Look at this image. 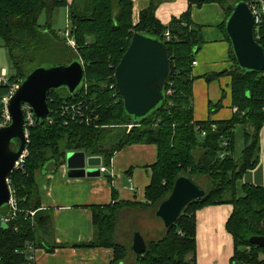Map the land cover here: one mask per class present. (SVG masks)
<instances>
[{
    "label": "trees",
    "instance_id": "trees-1",
    "mask_svg": "<svg viewBox=\"0 0 264 264\" xmlns=\"http://www.w3.org/2000/svg\"><path fill=\"white\" fill-rule=\"evenodd\" d=\"M190 7L168 26L156 17L155 4L132 19V0H0V36L7 48L15 74L12 83L21 81L36 67L80 59L85 65L83 85L74 93L65 87L49 94L52 118H37L30 129L28 156L22 169L9 176L10 186L23 209L7 225L0 227V264H27L25 249L29 242L53 250L51 213L42 209L39 175L45 168L56 171L69 151H85L102 156L106 165L116 151L136 143H154L157 160L150 167L151 183L146 188L144 203L121 202L94 206L95 235L90 247H111L114 261L127 255L126 247L116 240L119 209L144 207L157 210L172 192L176 179L192 178L206 190V195L189 203L176 222L165 233L148 241L147 251L136 256L135 264H194L196 252V212L212 204L230 203L233 212L227 230L233 235L234 264H264L259 253L264 247L250 242L254 235L264 236V186L245 183L239 196L237 181L258 161L254 153L264 125V69L241 68L232 45V105L237 108L230 120H194L192 62L203 45L202 27L193 22L191 6L215 2L225 12L221 24L227 39L226 20L239 1L253 0H189ZM66 7L69 34L75 46L53 28L55 9ZM46 11L48 21L39 22ZM170 32L167 39L165 32ZM140 32L165 41L172 65L166 87V99L146 117L134 120L124 108L123 97L116 87L114 73L132 36ZM256 40L264 48V21ZM211 75L207 79H211ZM9 86L0 84V103ZM82 102L83 116L74 119L61 115L64 101ZM222 102L209 104L210 113ZM129 125H132L129 128ZM216 125V128L212 126ZM238 127L244 134V148L237 154ZM204 133V134H203ZM15 148V144L12 145ZM7 206L1 208L5 212ZM28 210H36L34 220ZM48 240L47 245L45 241ZM50 242V243H49Z\"/></svg>",
    "mask_w": 264,
    "mask_h": 264
},
{
    "label": "crops",
    "instance_id": "crops-1",
    "mask_svg": "<svg viewBox=\"0 0 264 264\" xmlns=\"http://www.w3.org/2000/svg\"><path fill=\"white\" fill-rule=\"evenodd\" d=\"M151 3L155 4L156 17L165 26L174 18H180L190 7L189 0H132L134 24L139 22L141 11ZM191 17L193 22L202 27L204 38L202 47L194 57L197 62L192 64L194 120H230L235 113L231 76L222 72L232 69L234 62L230 55L231 44L221 28L226 18L225 12L215 2L202 6L194 4L191 6ZM208 75L212 76L210 80L207 79ZM219 102H222V107L210 114L209 104ZM236 144V152L240 155L245 145L240 127L237 130ZM255 159L258 161L257 166L249 169L237 181L239 196L244 195L245 183L264 186V125L260 130ZM156 160V144L136 143L116 151L109 165L102 159L101 165L107 170H100L101 175L98 177H69L65 162L54 172L45 168L39 175L42 209L51 213V239L52 243L59 246L50 251L46 246L36 245L34 264H135L137 255L125 263L115 262L113 248L86 245L95 235L92 208L118 201L144 203L146 188L151 183L150 167ZM233 208L232 204L223 203L206 205L197 210L194 264H234V238L226 227ZM129 209L143 211L144 216L152 217V224L149 232L145 233L138 226L141 218L129 216L126 219V214L132 213L124 206L119 209L116 229V234L126 231L122 236L123 240H130L132 245L135 230L141 231L147 243L165 233L166 227L156 216V210L144 207ZM32 242L36 244L35 241ZM45 243L49 245L48 240ZM259 258L264 259V250L259 253Z\"/></svg>",
    "mask_w": 264,
    "mask_h": 264
},
{
    "label": "water",
    "instance_id": "water-1",
    "mask_svg": "<svg viewBox=\"0 0 264 264\" xmlns=\"http://www.w3.org/2000/svg\"><path fill=\"white\" fill-rule=\"evenodd\" d=\"M254 26L255 18L249 3H236L226 20V33L237 62L241 68L262 71L264 48L256 40ZM171 71L165 41L136 32L114 73L117 89L129 116L134 120L144 118L165 101ZM85 75V65L80 59L38 66L21 81L10 98L7 106L10 121L0 126V210L10 202L11 186L8 179L28 144L23 106H29L39 119L48 117L51 114L48 102L50 92L65 87L74 93L83 85ZM102 159V156L89 155L85 151H69L64 162L69 177H98L101 175L99 166ZM205 195V189L192 178L182 175L176 179L172 192L159 204L155 214L168 228L189 203ZM250 242L264 247V236L254 235ZM147 248L148 243L141 231L135 230L132 252L137 256L142 255Z\"/></svg>",
    "mask_w": 264,
    "mask_h": 264
},
{
    "label": "built area",
    "instance_id": "built-area-1",
    "mask_svg": "<svg viewBox=\"0 0 264 264\" xmlns=\"http://www.w3.org/2000/svg\"><path fill=\"white\" fill-rule=\"evenodd\" d=\"M249 5H250L251 10L254 14V18H255L254 28H255V33L257 34V32L259 30V26L264 21V0H253L252 2H249ZM165 36L167 39H170V32L166 31ZM66 40H67L69 45H71L73 47L75 46V44H76L75 40L70 36L69 30H66ZM196 62H197L196 60H193L192 64H196ZM20 83H21L20 79L10 83L7 70L6 69L2 70V72L0 74V84L8 85L9 90L2 97V111L0 112V126L8 124L10 121V116H9V112L7 110V106H8L10 98L14 95V93L17 90V88L19 87ZM111 87L117 88L116 83L112 84ZM82 105H83L82 102L77 101L75 99L72 102L71 101H64L60 106L61 115L64 117H67V118L70 117L72 119H74L78 115L83 116ZM23 109H24V114H25V133H26V137H27L28 143H29L30 129L37 123L38 117L36 116L35 112L29 106L24 105ZM234 110L236 111L237 108H234ZM47 118H49L50 122H52V118H50V116H48ZM131 127H132V125H129V128H131ZM212 127L216 128V125H213ZM27 156H28V144H27V148L23 151L20 158L16 161L15 170L23 168V165H24V162H25V159ZM100 170L102 172H105L107 170V168L105 166L101 165ZM8 181L10 184V179H8ZM22 211H23V209H21L19 207L18 201H17L16 197L14 196V193H13L12 188H11V198H10V202L7 206V209L5 212H0V227L2 225L4 226V225H7L8 223H10ZM27 212L29 213L31 220L33 221L35 214H36V210H28ZM35 249H36V244L34 242H30L27 244V248L24 251V252H26V256L28 259L27 264H34V259H35L34 251H35Z\"/></svg>",
    "mask_w": 264,
    "mask_h": 264
},
{
    "label": "rangeland",
    "instance_id": "rangeland-1",
    "mask_svg": "<svg viewBox=\"0 0 264 264\" xmlns=\"http://www.w3.org/2000/svg\"><path fill=\"white\" fill-rule=\"evenodd\" d=\"M48 21V14L46 11H44L40 17H39V22L41 25H45ZM52 22H53V28L56 29L62 37L66 38V30H69V18H68V14H67V9L66 7H59L57 9H55L54 14H53V18H52ZM3 69H6L8 72V77L13 76L15 74V70L12 66L11 60H10V56H9V52L7 50V48L4 46V41L2 39V37L0 36V74L2 72ZM214 104V103H213ZM2 111V105L0 103V112ZM210 111V110H209ZM212 114V113H210ZM128 208V211L131 214H126V219L129 218V216H135V217H139L141 219L138 220V226L141 227V229L145 232L148 233L150 230V225L152 224V217L147 218V215L144 216V212H139L138 210L132 211L129 208H133V207H126ZM155 209H152V211H154ZM126 234V231L124 232H117L116 236V240L121 243L122 245H124L126 247V251H127V255L125 257V259L123 261H121V263H125L126 261H128V259L130 260L131 257L135 256V253L132 252L131 250V243L130 240L125 239L123 240L122 236H124ZM121 235V237H120ZM119 264V263H118Z\"/></svg>",
    "mask_w": 264,
    "mask_h": 264
}]
</instances>
